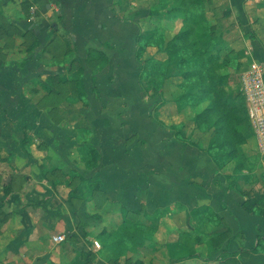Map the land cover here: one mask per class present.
Returning a JSON list of instances; mask_svg holds the SVG:
<instances>
[{"label":"crops","instance_id":"obj_1","mask_svg":"<svg viewBox=\"0 0 264 264\" xmlns=\"http://www.w3.org/2000/svg\"><path fill=\"white\" fill-rule=\"evenodd\" d=\"M227 1L225 15L235 16L243 24L251 59L256 60L249 33L259 37L252 24L260 12V0ZM116 3L0 0V125H9L6 118L32 119L38 132L39 119L45 120L54 136L55 156L52 168L44 163L52 175V209H38L42 214L37 210L31 225L9 228L14 232L9 241L7 223L0 221L4 253L0 264L7 260V253L13 255L8 264H75L86 257L88 264H131L137 255L143 256L145 264H264V201L258 202L254 212L244 207L249 199L264 195L257 190L263 182L250 178L247 167L240 176L227 178V171L216 165L213 147L200 145L201 136L195 132L192 141L184 137L175 120L195 109L189 105L177 108L185 81L169 78L160 97L151 96L139 79L141 40L136 42V36L154 30L157 22L148 16L145 23L149 27L142 28L137 18L122 17ZM151 9L149 15L160 10ZM261 44L264 61L263 41ZM98 53L109 58L107 66L86 63L89 55ZM81 63L86 67L84 96L77 74ZM57 86L63 89L61 94ZM151 100L160 101L158 110L149 104ZM196 116L192 125L200 130ZM24 131L23 135L33 136L32 130ZM187 140L197 147L187 145ZM22 145L33 153L24 142L20 148ZM93 148L99 151L100 162L89 170L86 159ZM244 155L248 165L251 157ZM58 165L65 169L62 178L74 176L64 192L53 183L57 182L54 174L63 171ZM258 165L264 171V153ZM82 177L93 183L83 182ZM47 180L33 181L44 186ZM248 187L256 191L252 193ZM7 188L0 192V200H4L0 201V215L16 209L8 208L17 197L7 193ZM159 216V223L153 226V218ZM126 228L137 235L138 246L125 236ZM192 240H196V251L190 245ZM183 244L189 246L190 254Z\"/></svg>","mask_w":264,"mask_h":264},{"label":"rangeland","instance_id":"obj_2","mask_svg":"<svg viewBox=\"0 0 264 264\" xmlns=\"http://www.w3.org/2000/svg\"><path fill=\"white\" fill-rule=\"evenodd\" d=\"M166 3H168V1L165 0H117L116 3V9L118 10V13L122 15V17H126L127 20L137 18L139 20L138 24L142 25V28L149 27V25L145 23L146 21H149L148 16L152 17V21L157 22V26L153 27L155 28L154 30H148L146 33H144V35L142 34L143 32L141 33L143 37L138 44L139 57L140 60L144 62L145 75L143 82L144 85L149 88L151 96L158 94L160 97L162 96L160 91H162V88L164 87V82L169 79L166 76V60L169 58L167 55V44H169L171 37L178 34L181 27L183 26V23L180 20L173 21L167 19L165 10L166 8H170V4ZM227 3V0H208L204 6V11L207 13V17L209 19L206 21L208 37L222 35V39H219L217 46L223 48V54L228 56V67L224 65V68L228 69L227 71L232 73L230 86L236 88L238 84H240L242 87L241 80L243 74L249 69L252 63L251 47H249V39L244 33L243 24L238 19H236L235 16L225 15L224 11L228 5ZM260 5V12L257 13V15H254L252 30H257V34H259L258 36L260 37L261 42L263 41L264 44V0H260ZM152 7H159L160 10L157 11H159L160 14L151 13L149 15V12L152 11ZM241 51L244 53L243 56L240 54ZM247 53L248 55H246ZM221 64H224L223 60H221ZM171 78L172 81L179 79L178 77ZM57 90L59 91L58 94L63 92V89L58 86ZM52 93L55 92L52 90ZM66 93H68V90ZM178 98L176 100V104L177 108L180 110V108H184L186 105ZM155 102V100H151V103L149 104L154 105ZM159 105H161L160 101H158V104L154 105V108L157 107L158 110ZM200 111V106L195 108L193 111L186 110L187 114L181 115L182 118L175 121H177L178 126H180V130L182 128L183 135L186 139L187 137H190L189 140H194L196 137H193L192 133L195 132V135L197 134L196 136H201L197 141L200 145L206 146V148H212V142L214 141V138L216 139L215 133H213L214 130L213 132H209L206 127H204L205 125L203 126L204 128L198 126L200 130H196L194 125H192L194 115ZM6 120L9 122L7 127L0 125V192H3L4 186H8V190L11 191L12 194L16 193L17 197L16 201L14 199V201L10 202L8 205V208L9 206H13L16 209L8 213L6 212L5 215H0V221L2 220L4 223H7L8 230L6 232L8 235L6 238L7 241H9V239L13 237L11 233L14 235V232H11V229L9 228L19 225L28 226V224L31 222V217H33V214H35L38 209H52V195H50V190L52 191V175L49 173V169L45 164H48L47 166L52 168V158L55 161V156L52 155V138H54V136L52 132H49L46 129L44 123L45 120L42 121L39 119V122L42 123V126L38 128V132H36L34 125H32V119L12 120L6 118ZM181 121L183 122L181 123ZM24 130H32L33 136L32 134L23 135V132H25ZM250 134L251 140L247 145H243L241 148L242 154L248 153V155L251 157L248 165H246L247 169L250 171V175H246H249L250 178H258L257 181H259L260 184L261 182L264 184V171L262 167L258 165L260 154L263 153L260 151V147L256 139V133L253 127H251ZM22 142H24V145H27L28 148L33 151V153L25 151L23 145L20 148V143ZM79 148L80 147H77L78 150ZM212 153L214 158L217 159L222 171H227V178H236V176H240L238 174H240L241 171L237 170L236 160L231 159L228 161V154L218 147H214ZM42 158H45L44 162ZM57 168L63 171L56 172L57 174H54L55 177L53 178H55V181H57L53 182L55 185L54 187H59L61 188L60 190L64 192L69 186V180H71V177L74 176L62 178L65 170L64 166L58 165ZM40 178H47L48 183L42 186L41 184H37L33 181ZM259 178L262 179L259 180ZM76 184L77 182H75L74 187ZM254 184H256V182ZM46 185H48V187ZM262 185H260L257 190L264 191V187H262ZM249 190L252 193L256 191L255 188H249ZM31 194H39L41 196H39V198H33L30 197ZM1 202H4V200ZM75 204L80 205L79 202H76ZM72 209L74 211L76 210L73 205ZM38 212L42 214L40 210H38ZM34 218H36V216H34ZM159 221L160 216L158 218L154 217L152 221L153 226L158 224ZM154 229H151V233L155 232ZM23 234L27 235L25 232ZM64 239L65 237L63 236V240ZM195 241L196 240H192L190 245L196 251L194 246ZM184 247L186 246L184 245ZM10 249H12V247H9L8 250ZM26 249L28 250L29 247L22 248L21 251H26ZM184 250L187 254L191 253L189 246ZM1 254L4 255V253H2V247H0V256H2ZM142 257L143 256L140 255L135 256L136 261H141ZM4 258L7 259H5L6 261L4 260V264H8L10 263L9 261L13 259V255L11 253L10 255L7 253V256L5 255ZM151 264H153V262Z\"/></svg>","mask_w":264,"mask_h":264},{"label":"trees","instance_id":"obj_3","mask_svg":"<svg viewBox=\"0 0 264 264\" xmlns=\"http://www.w3.org/2000/svg\"><path fill=\"white\" fill-rule=\"evenodd\" d=\"M165 1H168L166 4H170V8L165 10L167 19L180 20L183 23L179 33L174 35L169 44H167V55L169 58L166 60V76L167 78H182L185 81L182 87L183 94L178 99L182 100L186 106L189 105L192 108L200 106L201 111L197 113L196 123L200 126L205 125L207 130H214L213 133H215L216 139L214 138L212 147H218L227 153L228 161L231 159L236 160L237 170L243 171L246 168V156L241 153V147L248 144L251 140L252 125L249 120L242 87L240 84L236 88L230 86L232 73L224 68V65L228 67V56L223 54V48L217 46V42L222 39V35L208 37L206 21L209 19L204 11V6L208 0ZM154 13L160 14L159 11H153L152 14ZM249 35L251 37L250 40L254 44L256 60L264 64L258 47V43L260 45L261 42L253 32H250ZM142 37V34H137L136 42L141 40ZM37 45L35 44V46ZM240 54L243 56V51ZM137 56L140 65L139 79L143 85L145 75L144 62L140 60L139 50ZM221 60H223L224 64H221ZM93 62H97L100 67H105L110 60L104 53H98L94 56L89 55L86 59L88 65H92ZM85 68V65L81 63L77 73L81 76L79 91L83 96L87 93L84 79ZM187 145L194 148L197 147L191 141H188ZM99 162L100 153L97 148H93L90 151V156L86 159V166L89 170H92L98 166ZM216 165L221 169L217 162ZM81 180L85 183H93L85 177H82ZM91 189L95 190V187ZM96 189H100L99 186H96ZM6 191L9 193L8 188ZM259 201H264V195L259 196L258 199H249L244 203V207L249 212H254ZM124 213L127 215L128 210H125ZM124 230L125 236L136 240L137 235L135 233L133 235L131 229L126 228ZM135 242L137 246L140 244L137 240ZM194 255L192 254L188 257L190 258ZM88 263L91 262L86 257L85 260H79L75 264ZM131 264L145 263L138 260Z\"/></svg>","mask_w":264,"mask_h":264},{"label":"built area","instance_id":"obj_4","mask_svg":"<svg viewBox=\"0 0 264 264\" xmlns=\"http://www.w3.org/2000/svg\"><path fill=\"white\" fill-rule=\"evenodd\" d=\"M241 82L249 120L260 151L264 153V64L253 60ZM59 239L62 241L63 236Z\"/></svg>","mask_w":264,"mask_h":264}]
</instances>
